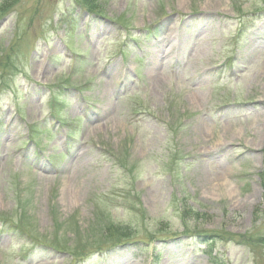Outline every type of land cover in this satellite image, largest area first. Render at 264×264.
I'll return each instance as SVG.
<instances>
[{
    "label": "rangeland",
    "instance_id": "rangeland-1",
    "mask_svg": "<svg viewBox=\"0 0 264 264\" xmlns=\"http://www.w3.org/2000/svg\"><path fill=\"white\" fill-rule=\"evenodd\" d=\"M0 264H264V0H0Z\"/></svg>",
    "mask_w": 264,
    "mask_h": 264
},
{
    "label": "bare ground",
    "instance_id": "bare-ground-1",
    "mask_svg": "<svg viewBox=\"0 0 264 264\" xmlns=\"http://www.w3.org/2000/svg\"><path fill=\"white\" fill-rule=\"evenodd\" d=\"M179 35L180 34H178V36L177 35H173L174 37H179ZM166 38H167V36H166ZM169 38H171L170 36H169ZM168 40V39H167ZM170 41V40H169ZM172 42H174V43H176L177 42V40H172V41H170V43H172ZM170 49H172V48H170ZM205 57H206V53H204L203 51L202 52H200V51H198V52H194L192 55H191V58L192 59H195V60H199V61H201L202 59L203 60H205ZM200 58V59H199ZM154 59V58H153ZM155 60V59H154ZM200 63V62H199ZM155 65V64H154ZM152 73V72H151ZM155 82L157 83V81H156V79H155ZM202 95H197V94H195L194 93V95L192 96L193 97V99L194 100H196V101H202L203 99H202V97H201ZM232 130H233V128L230 130V133L232 132Z\"/></svg>",
    "mask_w": 264,
    "mask_h": 264
},
{
    "label": "trees",
    "instance_id": "trees-1",
    "mask_svg": "<svg viewBox=\"0 0 264 264\" xmlns=\"http://www.w3.org/2000/svg\"><path fill=\"white\" fill-rule=\"evenodd\" d=\"M124 240H121V241H119V242H123ZM126 242V241H125Z\"/></svg>",
    "mask_w": 264,
    "mask_h": 264
}]
</instances>
